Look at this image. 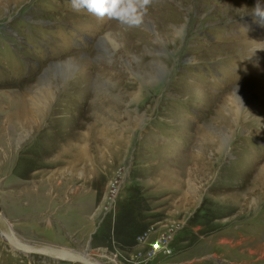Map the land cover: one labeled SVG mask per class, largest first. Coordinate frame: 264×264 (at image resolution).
<instances>
[{
    "label": "rangeland",
    "instance_id": "rangeland-1",
    "mask_svg": "<svg viewBox=\"0 0 264 264\" xmlns=\"http://www.w3.org/2000/svg\"><path fill=\"white\" fill-rule=\"evenodd\" d=\"M257 4L149 0L128 27L71 0H0V211L14 232L103 264H264ZM164 237L171 254L151 259ZM0 264L71 263L0 235Z\"/></svg>",
    "mask_w": 264,
    "mask_h": 264
},
{
    "label": "clouds",
    "instance_id": "clouds-1",
    "mask_svg": "<svg viewBox=\"0 0 264 264\" xmlns=\"http://www.w3.org/2000/svg\"><path fill=\"white\" fill-rule=\"evenodd\" d=\"M149 0H71L74 10L86 9L97 17L107 16L128 27H135L141 23L143 11ZM254 14L264 18V8L257 4Z\"/></svg>",
    "mask_w": 264,
    "mask_h": 264
},
{
    "label": "water",
    "instance_id": "water-1",
    "mask_svg": "<svg viewBox=\"0 0 264 264\" xmlns=\"http://www.w3.org/2000/svg\"><path fill=\"white\" fill-rule=\"evenodd\" d=\"M0 235L5 243L19 253L29 256H40L56 262L71 264H103L87 253L60 248L46 244H31L22 240L12 229L11 224L0 211Z\"/></svg>",
    "mask_w": 264,
    "mask_h": 264
},
{
    "label": "built area",
    "instance_id": "built-area-1",
    "mask_svg": "<svg viewBox=\"0 0 264 264\" xmlns=\"http://www.w3.org/2000/svg\"><path fill=\"white\" fill-rule=\"evenodd\" d=\"M166 239L164 240H158L156 243H154L151 246V251L149 252V255L152 258L158 256V255H169L171 254V250H170V240L167 239L168 237H164Z\"/></svg>",
    "mask_w": 264,
    "mask_h": 264
},
{
    "label": "bare ground",
    "instance_id": "bare-ground-1",
    "mask_svg": "<svg viewBox=\"0 0 264 264\" xmlns=\"http://www.w3.org/2000/svg\"><path fill=\"white\" fill-rule=\"evenodd\" d=\"M81 150V149H80ZM82 151V150H81ZM79 152V151H78ZM65 153V152H64ZM81 153V152H80Z\"/></svg>",
    "mask_w": 264,
    "mask_h": 264
}]
</instances>
